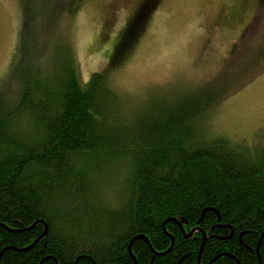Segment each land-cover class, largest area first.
Returning <instances> with one entry per match:
<instances>
[{
	"label": "trees",
	"instance_id": "16d2710c",
	"mask_svg": "<svg viewBox=\"0 0 264 264\" xmlns=\"http://www.w3.org/2000/svg\"><path fill=\"white\" fill-rule=\"evenodd\" d=\"M79 1L18 0L13 83L0 89V264H134L137 236L154 252L134 240L136 264H197L200 231L186 237L197 227L200 264H264V147L204 134L222 99L262 72L264 55L230 92L182 91L131 117L135 102L120 98L110 74L159 0L121 51L138 2L106 69L85 83L56 33ZM169 219L184 233L173 222L165 233Z\"/></svg>",
	"mask_w": 264,
	"mask_h": 264
},
{
	"label": "rangeland",
	"instance_id": "374dc122",
	"mask_svg": "<svg viewBox=\"0 0 264 264\" xmlns=\"http://www.w3.org/2000/svg\"><path fill=\"white\" fill-rule=\"evenodd\" d=\"M139 1L80 0L68 22L61 20L56 33L70 44L82 83L106 69ZM262 12L264 0H159L134 48L110 74L111 87L120 98L135 102L131 117L155 99L166 100L182 91L206 87L230 92L245 78L248 65L263 58ZM20 28L18 0H0V89L12 87L9 71ZM210 114L205 139L224 137L264 147V69ZM105 185L101 196L111 205Z\"/></svg>",
	"mask_w": 264,
	"mask_h": 264
},
{
	"label": "snow or ice",
	"instance_id": "6c2138e0",
	"mask_svg": "<svg viewBox=\"0 0 264 264\" xmlns=\"http://www.w3.org/2000/svg\"><path fill=\"white\" fill-rule=\"evenodd\" d=\"M156 3V0H143V5L141 9V14L137 17V20L135 23H133L128 30V36L124 39V41L120 44V50L122 51L124 48L127 47L128 42L135 38V34L137 31V24L142 22L143 16L146 15L151 8ZM260 25L261 27H264V12H262L260 17Z\"/></svg>",
	"mask_w": 264,
	"mask_h": 264
},
{
	"label": "water",
	"instance_id": "95a60500",
	"mask_svg": "<svg viewBox=\"0 0 264 264\" xmlns=\"http://www.w3.org/2000/svg\"><path fill=\"white\" fill-rule=\"evenodd\" d=\"M202 214H203V213H202ZM201 217H202V216H201ZM167 222H173V223H175L176 225H178V226L180 227L181 232L184 233V230L182 229L181 224H180L177 220H175V219H169V220H166V221L163 222V224H162V229H163V231H164L165 233H166V231H165V224H166ZM45 231H46V229L44 230V233H45ZM194 231H195V230H192L191 232H189L188 234H186V237H190V236L193 234ZM198 231H199V229H198ZM44 233H43L42 235H40V236L34 241V243H36L41 237H43ZM263 235H264V233L261 235V237H262ZM167 236L171 237L170 234H168ZM136 239L144 240V241L148 244V246L150 247V249L152 250V248H151V246L149 245V243H148V241H147V239H146L145 236H137V237L133 238V239L129 242V245H128V252H129L130 256L133 258L134 264H136V261H135L133 255H132V253H131V245H132L133 241L136 240ZM204 241H205V235L202 234V242H201L200 250H199V253H198V261H199V259H200V253H201L202 245H203ZM259 242H260V240H259ZM259 242H258V246H257V251H258V247H259ZM34 243H33V244H34ZM172 243H173V239L171 238V246H172ZM171 246H170V247L168 248V250H166L165 252H163V253H155V255H163L164 253H166L167 251L170 250ZM152 251H153V250H152ZM153 252H154V251H153ZM0 255H1V254H0ZM215 259H216V258H214L209 264H212L213 261H214Z\"/></svg>",
	"mask_w": 264,
	"mask_h": 264
},
{
	"label": "flooded vegetation",
	"instance_id": "af4514ba",
	"mask_svg": "<svg viewBox=\"0 0 264 264\" xmlns=\"http://www.w3.org/2000/svg\"><path fill=\"white\" fill-rule=\"evenodd\" d=\"M198 229H199L200 234H201V242H202V234L205 235V240H206V233L203 232V231H201L199 227L193 229V230H195V231L193 232V234H192L190 237H192V236H196V235H194V234H195L196 231L198 232ZM210 262H211V261H210ZM197 264H200V261H198Z\"/></svg>",
	"mask_w": 264,
	"mask_h": 264
}]
</instances>
